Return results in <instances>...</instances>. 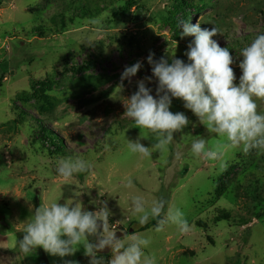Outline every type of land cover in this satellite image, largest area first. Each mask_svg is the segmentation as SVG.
I'll use <instances>...</instances> for the list:
<instances>
[{"label": "rangeland", "instance_id": "374dc122", "mask_svg": "<svg viewBox=\"0 0 264 264\" xmlns=\"http://www.w3.org/2000/svg\"><path fill=\"white\" fill-rule=\"evenodd\" d=\"M125 1L0 0V264H89L82 246L65 258L42 248L25 257L17 249L24 235L20 224L36 208L63 204L76 192L88 211L106 202L115 231L138 223L131 217L133 196L180 207L188 233L174 224L156 232L152 220L134 233L151 238L146 251L159 264H264V154L225 148L223 169L217 161L193 159L191 137H204L209 145L221 141L173 99L170 111L184 113L188 127L174 133L167 152L141 158L128 150L127 139L135 141L146 130L140 133L124 115L139 81L156 97L150 53L156 61L171 62L175 55L188 62L184 53L194 37L181 38L182 21L217 28L212 39L232 49L238 84L240 50L264 33V0H136L124 12ZM181 1L198 11L174 24ZM138 61L137 75L122 82L125 68ZM257 103L264 112V101ZM46 130L61 138L63 154L49 150ZM140 142L151 147L154 140ZM70 155L87 158L91 168L64 181L55 173L56 161ZM129 179L132 189L125 187ZM111 255L103 256L105 264Z\"/></svg>", "mask_w": 264, "mask_h": 264}, {"label": "clouds", "instance_id": "9594fccd", "mask_svg": "<svg viewBox=\"0 0 264 264\" xmlns=\"http://www.w3.org/2000/svg\"><path fill=\"white\" fill-rule=\"evenodd\" d=\"M180 28L181 38L194 37L184 53L188 62L175 55L171 62L165 58L156 61L154 54L150 53L147 63L151 66L152 77L158 81L156 97L141 80L138 90L126 99L124 115L134 121L140 133L145 130L147 133L135 141L127 139L128 150L149 159L155 152H167L174 141V133L182 132L190 123L184 113L170 111L173 99H179L184 108L221 141L209 145L204 137H191L193 159L217 161L223 169L226 167L225 148L244 154L253 150L264 154V112L258 111L257 103L264 101V33L258 34L240 50L239 56L243 59L238 66L242 75L237 84L229 48L220 47L212 39L218 33L217 28H202L199 22L193 25L190 21H182ZM141 68L139 61L126 67L121 81L130 82ZM146 79L148 83L152 82L151 77ZM149 137L154 143L146 147L140 141ZM90 168L87 158L70 155L57 159L55 173L62 180L70 181ZM125 187H134L131 179L127 180ZM80 195L76 192L74 198L63 204L42 203L36 208L27 221L20 224L24 235L17 241L19 254L30 256L42 248L50 256L65 258L73 256L82 246L84 255L90 258L89 264H105L99 253L106 248L112 253L108 264H159L157 255L146 251L151 245L150 237L141 233L117 238V231L109 222L111 213L107 203L95 202L98 210L88 211L83 208ZM130 211L131 217L141 226L156 219V232L168 224L176 225L181 233L191 230L181 208L167 206L162 198L153 199L149 204L142 195L133 196ZM90 237L98 238L93 242Z\"/></svg>", "mask_w": 264, "mask_h": 264}, {"label": "trees", "instance_id": "16d2710c", "mask_svg": "<svg viewBox=\"0 0 264 264\" xmlns=\"http://www.w3.org/2000/svg\"><path fill=\"white\" fill-rule=\"evenodd\" d=\"M135 2L136 0H126L122 10L124 12H128L134 6ZM179 3L181 4L176 5L174 10V20H175L174 24L181 22V20H185V18L187 19L191 15V10L198 11V9H194L192 6L186 7V5L183 4L184 1H181ZM139 10H140L139 8H136V12H138ZM179 15H183V17H181L180 20L176 19V17ZM230 50L232 49L229 48V51ZM45 133L46 134L44 137V142L50 147L49 150L53 153L63 154V149L65 147L61 143V138L57 137L54 133L50 132L49 130H46ZM157 222L158 221L156 219H153L151 224L156 225ZM147 226L143 227V229H146Z\"/></svg>", "mask_w": 264, "mask_h": 264}, {"label": "water", "instance_id": "95a60500", "mask_svg": "<svg viewBox=\"0 0 264 264\" xmlns=\"http://www.w3.org/2000/svg\"><path fill=\"white\" fill-rule=\"evenodd\" d=\"M148 224L143 225V226L139 225L138 223L131 224L130 227L126 231H117L116 237L119 238V239H122L125 236V234L126 235H128V234H134V233H136L138 231H141L143 229V227L147 226ZM97 238L98 237H90L89 239H90V241H93L94 242ZM110 252H111V249L110 248H106L102 252H100L99 255L105 256V255L109 254Z\"/></svg>", "mask_w": 264, "mask_h": 264}]
</instances>
